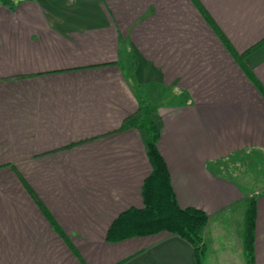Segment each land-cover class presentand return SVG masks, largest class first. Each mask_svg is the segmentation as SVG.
Instances as JSON below:
<instances>
[{"label": "crops", "instance_id": "0c3cea01", "mask_svg": "<svg viewBox=\"0 0 264 264\" xmlns=\"http://www.w3.org/2000/svg\"><path fill=\"white\" fill-rule=\"evenodd\" d=\"M263 93L264 0L0 4V264H197L176 234L106 239L143 206L151 165L138 129H120L143 103L161 117L178 205L208 216L204 246L242 205L241 258L220 263L247 264L252 194L232 171L240 155L264 160ZM253 196L252 264H264V190Z\"/></svg>", "mask_w": 264, "mask_h": 264}, {"label": "trees", "instance_id": "16d2710c", "mask_svg": "<svg viewBox=\"0 0 264 264\" xmlns=\"http://www.w3.org/2000/svg\"><path fill=\"white\" fill-rule=\"evenodd\" d=\"M0 4L13 9L16 0H0ZM130 127H136L140 132L151 172L142 184L143 206L131 207L121 212L110 224L106 239L118 241L165 231L188 241L194 247L197 264H204L202 230L208 216L195 207H180L176 201L166 163L157 146L162 127L157 108L143 103L122 120L120 129ZM255 209L256 197L252 196L246 203L242 231L243 252L247 264L253 263Z\"/></svg>", "mask_w": 264, "mask_h": 264}, {"label": "rangeland", "instance_id": "374dc122", "mask_svg": "<svg viewBox=\"0 0 264 264\" xmlns=\"http://www.w3.org/2000/svg\"><path fill=\"white\" fill-rule=\"evenodd\" d=\"M239 161L235 165V169H233L232 173L235 175L242 174L240 177H246V187L248 191L253 195H256L261 190H264V160L262 156L257 153H251L249 155H240ZM235 163V162H234ZM248 196L249 198L252 197ZM247 200V201H248ZM243 208L242 205L238 206L227 219H224L222 225L224 226V231L226 235L223 237H219L217 249L212 250L211 248H207L204 246V260L205 264H221L220 262L224 261V256L228 254H232L233 258L240 259L241 254L238 252V246L240 240H238L237 236L239 235V227L238 220L242 214ZM242 218V217H241ZM239 237V236H238ZM227 238V239H224ZM206 257V258H205ZM221 257V258H220ZM235 260L232 259L231 263ZM237 264V262L235 263Z\"/></svg>", "mask_w": 264, "mask_h": 264}]
</instances>
